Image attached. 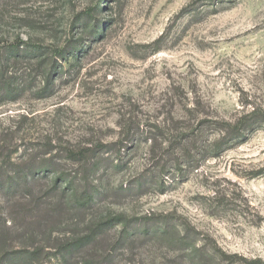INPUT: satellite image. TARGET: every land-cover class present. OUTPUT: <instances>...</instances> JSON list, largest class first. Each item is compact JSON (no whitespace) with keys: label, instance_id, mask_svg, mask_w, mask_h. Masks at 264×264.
I'll use <instances>...</instances> for the list:
<instances>
[{"label":"rangeland","instance_id":"1","mask_svg":"<svg viewBox=\"0 0 264 264\" xmlns=\"http://www.w3.org/2000/svg\"><path fill=\"white\" fill-rule=\"evenodd\" d=\"M263 112L264 0H0V174L51 164L44 206L81 175L97 190L34 225L37 261L0 264H64L54 247L111 215L69 264H264Z\"/></svg>","mask_w":264,"mask_h":264},{"label":"trees","instance_id":"2","mask_svg":"<svg viewBox=\"0 0 264 264\" xmlns=\"http://www.w3.org/2000/svg\"><path fill=\"white\" fill-rule=\"evenodd\" d=\"M264 114V112H263ZM256 122L255 113H250L247 116H243L234 123L228 124L229 133L233 138L238 139L242 133L249 126ZM88 151H68L67 159L77 163L85 169L84 172L91 174L92 170L97 167L96 163L92 162V157L88 159L86 154ZM47 162V161H46ZM51 164L37 163V164H26L24 166L17 167L13 174L7 175L9 171L4 170L0 174V216L3 211L11 212L9 225L7 221H2L0 217V260L4 257H9L12 254L24 255L30 261H37V254L40 249L35 248L34 241L37 238V234L34 233V225L42 227V224H50V217L53 214H60L65 211L68 214L72 209H85L89 208L96 196L97 190L91 185V181H88V177L81 175L77 181V187L72 185V181H66L65 186L60 190L62 199L59 203H48L43 205L38 199V189L36 184L39 180V174L48 175L50 172ZM23 170V171H22ZM82 171V172H83ZM89 172V173H88ZM15 175H17L15 177ZM31 175V176H30ZM30 176V177H29ZM61 180V177L57 176L52 180L51 187L45 189L47 193L54 189ZM47 194L46 192H44ZM44 196V195H43ZM52 218V217H51ZM127 220L121 215H111L101 221L90 222L86 227V233L77 237H70L65 239L62 244L56 248H60L62 262L69 264L70 258L76 254L82 253L90 245L96 244L98 235L106 228L112 226H126ZM56 224V223H55ZM61 224L57 221V225ZM164 225V224H162ZM24 231L23 239L21 244L18 245L17 249H14L12 245V238L9 237V231L15 232L16 230ZM21 237V238H22ZM10 241V242H8ZM178 244L184 241H174ZM36 243V242H35ZM37 244V243H36ZM48 243H44V248H47ZM12 250H16L11 252ZM106 259H94L93 257L83 258L77 264H103ZM103 262V263H102Z\"/></svg>","mask_w":264,"mask_h":264}]
</instances>
